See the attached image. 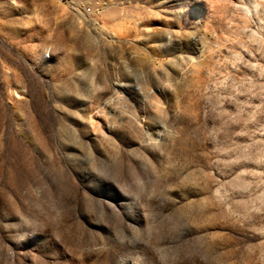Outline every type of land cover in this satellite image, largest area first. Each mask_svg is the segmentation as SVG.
Here are the masks:
<instances>
[{
	"label": "rangeland",
	"instance_id": "rangeland-1",
	"mask_svg": "<svg viewBox=\"0 0 264 264\" xmlns=\"http://www.w3.org/2000/svg\"><path fill=\"white\" fill-rule=\"evenodd\" d=\"M0 264H264V0H0Z\"/></svg>",
	"mask_w": 264,
	"mask_h": 264
}]
</instances>
